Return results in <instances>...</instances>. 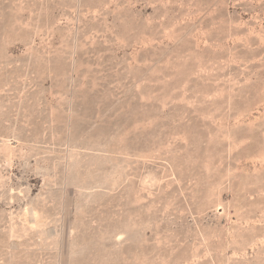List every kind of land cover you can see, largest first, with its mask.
I'll return each instance as SVG.
<instances>
[{"label": "rangeland", "instance_id": "374dc122", "mask_svg": "<svg viewBox=\"0 0 264 264\" xmlns=\"http://www.w3.org/2000/svg\"><path fill=\"white\" fill-rule=\"evenodd\" d=\"M0 264H264V0H0Z\"/></svg>", "mask_w": 264, "mask_h": 264}]
</instances>
